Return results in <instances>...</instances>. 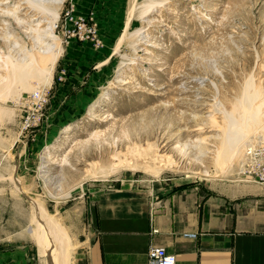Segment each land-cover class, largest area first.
Wrapping results in <instances>:
<instances>
[{"label": "rangeland", "instance_id": "1", "mask_svg": "<svg viewBox=\"0 0 264 264\" xmlns=\"http://www.w3.org/2000/svg\"><path fill=\"white\" fill-rule=\"evenodd\" d=\"M28 1L0 0V90L11 73L6 57L21 60L43 38ZM87 1L58 7L63 52L49 81L32 79L46 94L43 109L31 103L35 87L14 84L0 97V228L22 227L39 245L36 200L66 231L69 246L61 247L70 264L80 238L87 234L90 242L94 234L93 189L163 183L208 190L238 182L241 160L222 168L215 150L230 115L241 116L248 86L264 114V0H93L91 8ZM150 2L157 3L145 13ZM81 18L99 44L78 36ZM75 40L106 59L66 90L65 60ZM33 110L43 115L23 132ZM257 136L264 140V130ZM160 159L174 165L156 177L151 166ZM206 171L210 176L198 175ZM33 263L51 264L52 257L39 245Z\"/></svg>", "mask_w": 264, "mask_h": 264}, {"label": "crops", "instance_id": "2", "mask_svg": "<svg viewBox=\"0 0 264 264\" xmlns=\"http://www.w3.org/2000/svg\"><path fill=\"white\" fill-rule=\"evenodd\" d=\"M70 50L66 90L106 59L76 40ZM90 194L95 230L90 242L81 236L75 264H148L151 245L175 253V264H264V185L238 181L205 190L127 183ZM32 237L22 227L0 228V264H34L39 245Z\"/></svg>", "mask_w": 264, "mask_h": 264}, {"label": "bare ground", "instance_id": "3", "mask_svg": "<svg viewBox=\"0 0 264 264\" xmlns=\"http://www.w3.org/2000/svg\"><path fill=\"white\" fill-rule=\"evenodd\" d=\"M64 1L65 0L28 1V5H30L32 8L36 9L40 13H37L40 16L36 19H38L40 26H44L42 30V33L44 34H42L41 36L43 38L47 37L49 41L45 42V40L41 38V43H33L30 49L26 48L28 56L26 55L19 61H14L9 56L6 57L4 64L7 66L4 65V68L8 69L9 66L11 70H8L11 71V73L6 77L7 79L5 81H7V83L5 87L0 90V97L10 96L8 94L10 93L11 89L14 88L12 87L14 84L18 85L22 90H30L35 87L33 86L32 82H36L34 80L32 81V79L49 81L52 78L55 64L63 52L61 39L56 32V28L58 19L60 18V12L58 10V7L60 8L64 4ZM156 3L157 2L148 3L144 12L147 13L150 9L155 7ZM55 6L57 8H55ZM32 12L34 11L32 10ZM19 21H21V19H19ZM129 21L130 18L127 21V25L130 23ZM139 33H141V30L137 31V34ZM2 82L4 81L2 80ZM248 85H251V83H249ZM36 88L38 90V85H36L35 89ZM16 89H18L17 86ZM20 89L18 91H21ZM249 90L250 86L246 88L240 103V108H242L241 116H234L235 112L230 115L231 119L229 121L228 126H226L225 132H223V138L221 139L220 144L215 150V164L222 168L228 164L229 166L232 165V162L237 160H241L242 162V159L240 158H243L245 147L248 142L260 139L264 143V140L261 139V136L260 138L259 136H257L259 132L261 133L264 130V125H261L264 121V114L259 111L258 107H255L253 105L251 96L248 94ZM16 95H19V92L16 93ZM3 113L5 112L3 111ZM241 162L239 166L241 165ZM173 165L174 163H172L168 159H160L158 166H151V172L153 176L158 177L166 168L172 167ZM230 167L232 168V166ZM225 171L226 168L223 170V172L226 173ZM198 175L207 177L210 176L207 171L204 174ZM11 179L15 180L13 175L11 176ZM34 201L35 208L37 210V213L35 215V221L37 224L35 234L38 236L40 241L39 245L41 254H43L45 251V253L51 255V264H70L68 253H65L63 250L64 248L62 249L61 247L62 245L69 246V240L67 238L66 231L63 229V227H61L57 220L53 218V216L47 215L46 217V215H44V213L40 211V207L42 206L38 202H36V200Z\"/></svg>", "mask_w": 264, "mask_h": 264}, {"label": "built area", "instance_id": "4", "mask_svg": "<svg viewBox=\"0 0 264 264\" xmlns=\"http://www.w3.org/2000/svg\"><path fill=\"white\" fill-rule=\"evenodd\" d=\"M77 34L80 38H90L94 45L99 44L98 35L95 29L88 25L84 19H77ZM47 101L46 94L38 89L32 93L31 103L39 106L42 110ZM37 110V109H36ZM28 111L23 122V132H26L31 126L41 119L43 111ZM30 133L25 135V138ZM242 182H250L264 185V143L257 139L248 142L245 147L244 156L239 168ZM177 261L176 254L169 251L164 246L151 245L148 251V264H175Z\"/></svg>", "mask_w": 264, "mask_h": 264}]
</instances>
